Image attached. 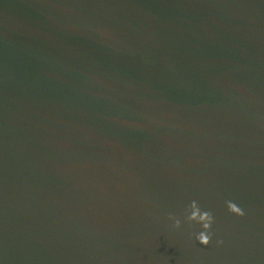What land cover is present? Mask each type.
I'll return each mask as SVG.
<instances>
[{
  "label": "water",
  "instance_id": "water-1",
  "mask_svg": "<svg viewBox=\"0 0 264 264\" xmlns=\"http://www.w3.org/2000/svg\"><path fill=\"white\" fill-rule=\"evenodd\" d=\"M0 264H264V0H0Z\"/></svg>",
  "mask_w": 264,
  "mask_h": 264
},
{
  "label": "clouds",
  "instance_id": "clouds-1",
  "mask_svg": "<svg viewBox=\"0 0 264 264\" xmlns=\"http://www.w3.org/2000/svg\"><path fill=\"white\" fill-rule=\"evenodd\" d=\"M228 210L231 213H234L239 216L245 215L244 210L238 206L233 201H227ZM186 212V219L191 222L195 221L199 223L203 231H200L196 234V239L201 243L202 245L207 246L211 240L214 233H212V226L215 223V216L210 210H205L200 206V203L198 200H193L190 205V211L188 209H185ZM176 226H180V220H176ZM218 243H223V241H218Z\"/></svg>",
  "mask_w": 264,
  "mask_h": 264
}]
</instances>
